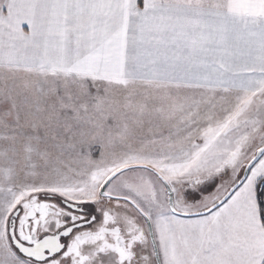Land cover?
I'll return each mask as SVG.
<instances>
[{
	"label": "snow or ice",
	"instance_id": "obj_1",
	"mask_svg": "<svg viewBox=\"0 0 264 264\" xmlns=\"http://www.w3.org/2000/svg\"><path fill=\"white\" fill-rule=\"evenodd\" d=\"M0 264H264V0H0Z\"/></svg>",
	"mask_w": 264,
	"mask_h": 264
}]
</instances>
